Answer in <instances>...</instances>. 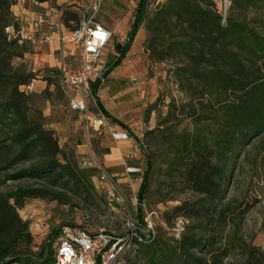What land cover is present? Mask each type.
<instances>
[{"label":"trees","instance_id":"1","mask_svg":"<svg viewBox=\"0 0 264 264\" xmlns=\"http://www.w3.org/2000/svg\"><path fill=\"white\" fill-rule=\"evenodd\" d=\"M229 1L224 22L214 0H166L155 9L152 0H140L128 41L117 47L118 58L104 73L105 79L122 64L144 27L146 54L153 64L169 66L168 82L184 97L179 103L167 95V103L161 93L147 110L148 116L156 112L160 121L143 138L146 169L138 194L142 227L146 229L143 207L161 165H168L164 175L170 181L181 179L188 191L202 197L164 213L169 226L180 218L197 222L182 237L167 238L151 231L148 237L139 235L137 253L128 254L126 264H264L263 249L237 233L225 235L230 216L218 208L228 183L229 162L249 139L264 133V35L258 30L264 28V0ZM12 8V0H0V166L4 170L22 167L10 180L38 185L0 191V264H55L52 246L60 230L35 250L31 224L19 211L29 200L68 205L72 196L89 198L95 189L94 175L80 169L75 157L61 147L55 132L48 129L43 110L33 102L64 95L59 70L44 71L41 79L48 88L40 95L23 90L40 73L21 63L34 49L22 40L23 26ZM80 20L63 9L67 30H77ZM102 82L92 87L98 111L120 124L98 97ZM186 121L194 129L179 131ZM204 123L215 130L205 133Z\"/></svg>","mask_w":264,"mask_h":264},{"label":"rangeland","instance_id":"2","mask_svg":"<svg viewBox=\"0 0 264 264\" xmlns=\"http://www.w3.org/2000/svg\"><path fill=\"white\" fill-rule=\"evenodd\" d=\"M107 1L108 0H104L102 9L97 16L98 22L104 26V23L111 25L114 23L111 20L112 16H110L114 12V8L113 5ZM165 1L166 0H152L154 4L153 9ZM214 1L219 11L221 13L227 11L228 15L230 1L227 3V7L226 0ZM44 3L49 5L48 8L50 10L65 8L68 9L70 13L78 16L84 15V11L87 10L88 7V0H45ZM44 3H39L36 0H12L13 14L18 12L15 9L16 7H22L45 15V10L40 8V5ZM124 9L125 10H122L124 13L130 12L126 7ZM21 24L27 29L28 26H26V24L23 22H21ZM258 30L264 35V28L260 27ZM54 31H56V29H54ZM37 45L40 44H32L33 49ZM115 45L117 46L116 41L114 46ZM68 49V67L71 71H75L79 66V55L73 47L69 46ZM117 53L118 51L116 50L115 54ZM139 54H141V52ZM55 56L57 59L56 67L52 66L53 64H45L46 60H44L42 62V65H45L44 71L46 69L59 70L58 66L61 59L60 52ZM112 61L113 57L110 58V62ZM27 62L30 64L29 60ZM21 63L23 64L24 62L21 61ZM151 64L153 65L152 68L150 67L151 75L157 79L158 97L163 93L166 97L167 95L174 97L179 103L180 101H184V97L178 93L173 82H168L169 66H167V64H153L152 61ZM33 70L34 64L32 63L31 70L29 71L34 72ZM43 76L44 74L42 76L39 74L40 78L36 80L37 82L35 81L36 83H33V90L28 91L29 94L40 95L48 88V84L41 79ZM108 83L110 84L112 81L109 80ZM61 87L64 93L62 97L60 96L58 98L59 95L55 94L51 101H44L38 98L34 99L33 102L43 110L47 118L48 129L55 132L61 147L75 157L80 169H88L93 172L94 177L92 182L95 189L91 192L89 198H87L85 194H82V196H72L68 205H62L58 202L49 200L27 201L24 209L19 211V215L24 221L31 224V232L35 238L34 249L37 250L39 245L46 244L50 240L48 239V235L63 227H82L92 233L104 230L115 236L126 235L130 233V228H132L131 230L134 231V234L138 233V235H145L148 237L150 232L141 225L138 207H134L136 211L134 227H129L128 213L125 206L114 201L108 194L103 173L108 176L109 174L104 171L101 165L103 153L101 142L103 140L104 128H108L109 125L102 127L99 132L96 131L95 121H89L87 117L84 118L80 113L72 110L70 97L63 88L62 83ZM50 90L55 92V87L52 86ZM169 101L170 97H167L166 102L168 103ZM88 108L89 117H93L99 112L93 97L88 103ZM160 111H162L164 116L167 113V109L164 105L160 106ZM154 113L156 115V122L158 123L160 118L156 112ZM211 125L210 123H204L202 125V127L206 126L204 130L205 133L215 130ZM194 127L195 126L190 124V121H186L179 131L183 128L191 131ZM142 158L144 163L140 169L144 174L146 161L143 154ZM83 163H90L92 166L84 168ZM21 168L22 167L4 170L3 166H0V191L14 190L19 186L38 185V183L31 180H10V177ZM167 168L168 165H161L160 174L158 173L153 178L151 193L143 207V217L145 219L149 214L156 213V215L151 218L153 224L151 232L155 235L161 234L167 238H176L174 229L176 228L178 220L181 219L185 222L183 233L186 232L187 227L193 225L196 221L180 218L176 222H173V226H169L164 218V213L184 202L198 201L202 199V197L188 191L181 179L176 178L170 181L168 177L164 175V171ZM109 177L112 182L119 187L117 178H113L112 176ZM138 194L137 192L135 196L127 198L130 201L131 199H137ZM218 208L226 209L230 216L228 226L225 229V235L231 233L234 236V234L237 233L239 237H243L247 242L264 250V133L256 138L249 139L247 144L240 148L236 156L229 162L228 183L224 188L223 200L219 202ZM223 243H225V241H223ZM52 249L55 254V243H53Z\"/></svg>","mask_w":264,"mask_h":264},{"label":"built area","instance_id":"3","mask_svg":"<svg viewBox=\"0 0 264 264\" xmlns=\"http://www.w3.org/2000/svg\"><path fill=\"white\" fill-rule=\"evenodd\" d=\"M103 2L104 0H88L87 10L84 11V15H79L80 25L75 31L67 30L62 23L63 9L50 10L45 15L35 12L31 22V31H26L24 27L21 31L23 41H28L33 45L49 44L53 41L52 35L38 38L37 30L47 22L49 17L54 19L52 28L53 32L59 35L60 43L58 51L61 59L58 68L62 86L70 97L72 110L80 113L84 118L87 117L89 121H95V130L98 132L102 127L109 125V118L101 112L89 117L88 103L93 97V85L104 80L109 54L116 48L113 42L114 34L97 20ZM227 3L229 0H226V7ZM221 14L226 22L227 11ZM69 46L73 47L79 55V66L75 71H71L67 63ZM32 90L33 84L24 88L27 93ZM113 138L116 141H128L130 135L127 132H121L113 134ZM91 166L90 163H83L84 168ZM142 173L140 168L130 167L125 170L122 177ZM103 177L106 180L109 196L125 206L128 213V226L134 227L136 218L134 207H139L138 198L130 201L107 174L103 173ZM154 215L156 213H151L144 219L148 231L153 229L151 218ZM184 228L185 222L178 220L174 229L176 238L181 237ZM131 229L126 235L115 236L104 230L92 233L82 227H63L55 241V264H126V256L137 253L135 239L139 235L134 234Z\"/></svg>","mask_w":264,"mask_h":264},{"label":"crops","instance_id":"4","mask_svg":"<svg viewBox=\"0 0 264 264\" xmlns=\"http://www.w3.org/2000/svg\"><path fill=\"white\" fill-rule=\"evenodd\" d=\"M107 2L113 5L114 12L110 16L114 23L112 25L104 24L114 34V44L115 41L117 42L115 50L109 54V65L110 58L113 57L112 62L118 58V53L115 54L117 47H124L128 41L140 0H108ZM48 6L47 3L40 5V8L45 10V14L50 11ZM125 7L130 12L124 13L122 10H125ZM15 9L18 12L14 15L29 27L27 29L24 27L26 31H31V22L35 12L22 7ZM53 22L54 19L49 17L47 22L37 30L38 38L52 35L53 41L47 45L35 46L34 52L26 54L22 60L29 70L33 63V71L40 72V76L44 74L45 65H42L44 60H46L45 64H53L52 66L55 67L57 63L55 55H58L60 43L59 35L53 32ZM145 40L146 31L142 27L122 64L103 80L98 92L104 109L120 123H115L109 118V127L104 128L101 142L103 150L101 165L109 176L117 178L120 191L125 197H132L137 192L139 193L144 174H132L126 178H122V174L127 168L143 166L144 134L157 126L155 113L150 116L147 114L149 106L158 99V84L157 79L153 75L150 76V67L152 68L153 65L144 49ZM140 52L141 54H139ZM28 60L30 64L27 62ZM109 80L112 83L109 84ZM121 132H127L130 139L116 141L113 134Z\"/></svg>","mask_w":264,"mask_h":264}]
</instances>
